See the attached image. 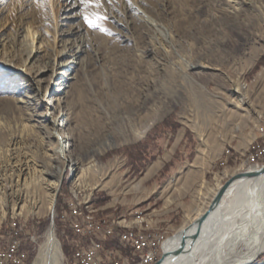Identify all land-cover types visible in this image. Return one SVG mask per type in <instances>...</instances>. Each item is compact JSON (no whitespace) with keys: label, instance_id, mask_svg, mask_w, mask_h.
I'll use <instances>...</instances> for the list:
<instances>
[{"label":"rangeland","instance_id":"rangeland-1","mask_svg":"<svg viewBox=\"0 0 264 264\" xmlns=\"http://www.w3.org/2000/svg\"><path fill=\"white\" fill-rule=\"evenodd\" d=\"M99 2V8H86L80 0H0V181L4 180L0 204L6 211L0 237L7 238L13 222L22 228L27 264L35 258L52 214H11L7 201L14 177L8 164L14 157L35 152L41 161L45 151L51 156L45 161L58 163L55 133L68 137L69 161L94 165L92 178L108 182L102 190H72L73 173L66 163L53 213L63 264H72L77 238L60 213L77 200H88L96 221L130 222L131 210L139 209L141 218L135 221L144 228L148 224L144 214L160 207L164 211L180 200L191 209L200 188L215 186V176L225 184L229 179L223 176L225 170L242 163L248 169L257 155L250 153L257 146L264 151V0ZM95 14L104 17L99 23L105 31L85 22V15L94 18ZM29 32L39 40L29 64L32 71L54 63L65 46L70 51L84 49L76 79L61 94L53 93L52 68L32 73L33 78L3 68L23 70ZM236 84L247 91L248 115L234 112ZM75 88L81 89L79 97ZM153 118L156 121L140 136ZM56 120L63 125L56 126ZM251 134L256 137L245 152ZM177 136L181 139L167 167H179L177 172L162 174L153 188L155 182L144 184L149 177L142 179L146 166L155 156L166 154ZM235 151L242 154L230 158ZM191 172L196 180L185 188ZM148 196L150 208L144 212ZM171 236L166 234L167 239ZM105 244L119 249L111 239ZM258 262L264 263V253L251 264Z\"/></svg>","mask_w":264,"mask_h":264},{"label":"bare ground","instance_id":"bare-ground-1","mask_svg":"<svg viewBox=\"0 0 264 264\" xmlns=\"http://www.w3.org/2000/svg\"><path fill=\"white\" fill-rule=\"evenodd\" d=\"M27 34L28 47L24 59L26 64L23 70L8 65L1 66L16 70L27 78H33L32 73L42 74L52 68V85L55 86L53 93L61 94L63 90L70 87L67 85L68 82L76 79L75 68L82 61L81 56L85 53L84 49L82 50L81 46H78L74 51H70L65 46L56 53L54 63H45L40 69L32 71L30 70L32 65L30 67L29 64L39 50V44H37L39 40L37 39V41L36 37H33L32 32ZM36 44L37 46H35ZM262 76L263 74L259 75V78ZM234 92L237 94L233 98V107L236 109L234 112H245L248 115V111L244 108L247 91L236 84ZM74 93L79 97L81 89L75 88ZM260 114L261 112L258 111V117ZM155 121L156 118L149 120L141 130L140 136ZM54 124L58 127L63 125L58 120ZM54 137L57 143L55 152L59 157L58 163H53L52 160L45 161L44 159L51 158L46 151L41 153V158H44L41 161H38L36 152L31 155L24 154L22 159L14 157L12 163L8 161L9 169H13L10 176L14 177L12 181L14 186L12 193L8 196L9 201L7 203L14 217H40L47 213L53 215L55 199L65 177L66 163H69L73 173L72 190L91 191L107 188L108 182L97 181L92 178L95 172L94 165L85 167L80 159L76 161L68 160L66 147L69 144L66 135L55 133ZM255 137L256 135L253 134L248 136L245 149ZM17 145L18 143L13 144L14 147H17ZM257 151H262V149L257 146V149L249 153L253 155ZM155 169H150L146 176L151 175ZM258 169H244L242 163L235 169L225 170L223 176H228L230 183L224 191L217 208L203 224L195 247L190 252L188 251L189 253H183L177 258L168 257L163 264H251L255 258L264 253V172L257 176L240 175L245 172L252 173ZM220 179V176H215V186H206L199 189V198L195 201V205L193 204V207L186 211V219L176 233L168 238L165 243L167 254H171L175 250L181 238L193 233L195 221L207 210L213 197L224 185H221ZM2 181L4 182V180ZM2 181H0V184H2ZM2 186H0V189H2ZM2 195H4V192L0 193V200L4 197ZM90 195L88 192L86 197L89 198ZM87 202L88 200L82 198L80 201L77 200L75 204V212H81L80 225L91 229L102 228V231H109L110 229L121 231V235L131 237L144 235V237L153 236L155 240L167 239L165 232H156L152 229H136V227L131 226V222H127L125 219L109 222L105 218L96 221L92 216L95 211L88 206ZM2 205L1 203L0 222L6 216L5 208ZM12 224L13 228L14 225L17 227L15 222ZM63 259L64 256L55 234L54 225H50L31 264H63Z\"/></svg>","mask_w":264,"mask_h":264},{"label":"built area","instance_id":"built-area-1","mask_svg":"<svg viewBox=\"0 0 264 264\" xmlns=\"http://www.w3.org/2000/svg\"><path fill=\"white\" fill-rule=\"evenodd\" d=\"M263 162L264 151H257L254 163L248 169H258ZM80 214L75 212V205L60 213V219L65 220L77 238L71 253L72 264H155L168 240H155L153 236L144 235L131 237L112 229H91L80 225ZM21 233L22 228L14 225V228H9L7 238L4 235L0 237V264H27L28 255L21 247ZM107 239L116 241L119 249L108 247L105 244Z\"/></svg>","mask_w":264,"mask_h":264},{"label":"crops","instance_id":"crops-1","mask_svg":"<svg viewBox=\"0 0 264 264\" xmlns=\"http://www.w3.org/2000/svg\"><path fill=\"white\" fill-rule=\"evenodd\" d=\"M182 136V135H181ZM181 136H177L176 140L174 141V145L172 148L168 149V152H166V154L162 155V157L159 156H155L154 159H152V161L146 166V169L144 171V175L142 177V179L145 178L146 174L148 173V171L151 169H155L154 172L149 175V177L145 178L142 182L144 184L148 183V182H155L152 183V188L154 187L155 184H157V179L159 177H161L162 174H164L165 176H167V174L169 172H177L179 167H175L174 169H169L167 167H169L170 163L173 160L175 151L177 150V146L180 142ZM158 139V138H157ZM166 144V143H165ZM247 151V149L245 150V152ZM242 153L235 151L234 153H232L230 155V158H237L238 155H241ZM237 155V156H236ZM193 163V161L191 163H189V165H191ZM167 168V170H166ZM171 170V171H170ZM196 179H194V174L193 172H191L190 174V180L187 181L183 186L185 188H188L189 186H192V184L195 182ZM151 196H148V198H146L144 200V202L147 204L146 207L143 208L142 211L147 212V210L150 208V203L151 202H147L148 199H150ZM155 201V200H154ZM163 207V206H162ZM187 205L186 203H184L182 200L180 201H174L171 205H169L164 211L163 209H161V207L158 210H152L150 213L148 214H144V216L142 217L143 221H145L146 223L149 224V229H153V230H161L164 231L167 235H174L177 231L178 228H180V226L183 223V218L185 216V213L187 211ZM132 212L130 213V216L132 218L128 219L132 224H134L133 226L138 227L136 229L142 228V229H148V224L147 227H142V223L141 222H137L135 221V219L139 216H137L138 214H140L141 212H139V209H133L131 210ZM141 215V214H140ZM97 217H99L98 215H96ZM141 218V217H139ZM138 223V224H137Z\"/></svg>","mask_w":264,"mask_h":264},{"label":"water","instance_id":"water-1","mask_svg":"<svg viewBox=\"0 0 264 264\" xmlns=\"http://www.w3.org/2000/svg\"><path fill=\"white\" fill-rule=\"evenodd\" d=\"M264 172V165L252 172V173H242L240 175L242 176H257L260 175ZM230 181L227 180L225 182V184L222 186V188L217 192V194L213 197L209 207L207 208V210L195 221L194 225H193V233L189 236H185L183 238H181V240L178 242L177 247L175 248V250L171 253V254H167V251L165 250V247L162 249V254L160 256V258L157 260V262L155 264H163L164 261L168 258V257H173V258H177L180 255H182L183 253H189L191 249H193L198 241L199 235H200V231L201 228L203 226V224L206 222V220L209 218V216L215 211V209L217 208L223 194L224 191L226 190L227 186L229 185ZM51 225L53 224V215L51 217ZM189 251V252H188Z\"/></svg>","mask_w":264,"mask_h":264},{"label":"snow or ice","instance_id":"snow-or-ice-1","mask_svg":"<svg viewBox=\"0 0 264 264\" xmlns=\"http://www.w3.org/2000/svg\"><path fill=\"white\" fill-rule=\"evenodd\" d=\"M80 3L85 6L86 8L89 5H93L97 8L100 7V2L99 0H80ZM102 19H104V17L100 16L99 14H95L94 18H90L88 15L84 16V20L85 22L88 24L89 27L92 28H100L101 31H105V29H103L99 23V21H101Z\"/></svg>","mask_w":264,"mask_h":264},{"label":"trees","instance_id":"trees-1","mask_svg":"<svg viewBox=\"0 0 264 264\" xmlns=\"http://www.w3.org/2000/svg\"><path fill=\"white\" fill-rule=\"evenodd\" d=\"M31 261V260H30Z\"/></svg>","mask_w":264,"mask_h":264}]
</instances>
